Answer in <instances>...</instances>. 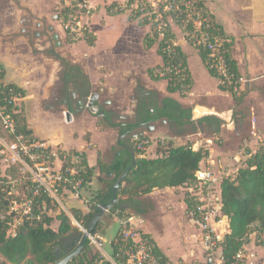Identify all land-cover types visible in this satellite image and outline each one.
I'll return each mask as SVG.
<instances>
[{
  "label": "crops",
  "instance_id": "1",
  "mask_svg": "<svg viewBox=\"0 0 264 264\" xmlns=\"http://www.w3.org/2000/svg\"><path fill=\"white\" fill-rule=\"evenodd\" d=\"M86 1L92 8V14L87 19L88 32L94 40L92 45L86 40L72 41L62 28L56 9L63 6V0H0V63L4 67L6 82L14 83L25 90L26 99L28 91L43 89L59 79V89L55 90V98L58 94L65 99L66 95L72 92L79 93L71 82L65 81L64 62L68 61L79 65L88 75L92 86L91 93L99 94L95 104L99 105L100 109H104L105 114L109 116L108 119H103L105 114L92 112L99 116L95 121V130L90 131L91 134L87 138H84L85 131L80 133L75 131L72 144H67L56 134L47 137L42 135L41 139L69 151L83 152L90 167L96 166L99 158L103 162H110L114 156L126 151L120 144L124 138L121 124L136 125L139 114L147 111V107H151L147 99L160 101L169 97L180 102L185 110H189L193 120L207 115L222 120L220 124L215 123L216 133L220 135V144L214 142L210 136L204 135V124H199L198 128L193 126L194 133L189 135L188 140L193 141L192 138L201 136L193 148L202 147L209 151L202 166L211 162L215 164L222 162L229 165L231 171H236L243 159L256 150L264 137V0H203L233 42L232 53L239 72L250 78L244 87V98L239 103L232 94L221 89L218 77L210 72L197 48L186 42L179 26H173V33L187 57L192 83L190 94L185 96L179 92H170L166 80L156 79L149 73V70L162 63L163 58L158 46L154 47L157 43L151 46L145 43V37H150V25L140 22V19L133 16L129 10L121 7L126 0ZM67 3L69 1L65 0V4ZM54 34L58 37L54 38ZM67 41L71 43L67 44ZM45 54L49 56L45 58ZM51 55L60 61L51 59ZM67 56L72 61L68 60ZM79 96L86 98L81 97L80 93ZM64 99L61 100L60 108L46 111L60 114L66 122L81 119L77 116L79 114H87L86 108L79 107H73L75 110L72 112L71 107L63 103ZM65 106L67 108H64ZM68 108L71 111L70 120L66 112ZM196 110H199V113H196ZM75 114L77 118L72 119V115ZM115 117L118 119H114ZM100 119L103 121H99ZM31 121V118L27 117L34 136L38 138L39 133ZM110 123L115 126H111ZM153 125H156L154 130L148 128L144 133L147 132L151 136L171 134L172 136L169 135L168 138L172 139H185L188 136H186L187 129L175 133L159 121L154 122ZM115 129L120 134L116 141L110 143V134ZM76 133L78 135H75ZM164 138L160 137V139ZM246 141H249L250 145L245 151ZM110 144L117 145V148L113 147L115 153L109 159L101 156L99 152L104 154ZM91 146H96L95 151L98 154L90 153ZM152 146L151 143L148 149ZM91 155L94 160L91 159ZM125 156L127 157L126 154ZM147 156L155 157L156 153ZM113 178V174L106 175L97 167L93 180L82 189L80 197H74L69 191H64L62 198L67 199L70 204L69 214L75 218L73 209L80 210L83 215L89 214L92 210L89 199L99 190L107 194ZM185 190L187 192L188 187L157 188L141 197L154 205V208L143 216L144 232L156 238L160 233L156 229L160 226L163 228L166 216L169 217L174 209L180 210L181 214L187 212L189 223L191 221L194 230H197L191 212L187 211ZM71 221L74 223L72 219ZM53 223L52 227L57 229L58 220ZM99 224L100 231L97 234L100 237L102 250L91 244L92 250L96 252L95 248H97L101 255L109 259L112 257V242L120 229L119 216L108 209ZM223 224H228L230 227L229 218L224 220ZM112 230L114 235L111 234ZM192 235H194L192 232L186 235L190 237L187 241L191 242ZM159 240L164 243V238ZM104 242L108 243L106 247ZM244 248L248 259L243 264H264V229L259 224L251 226ZM166 256L171 261L180 259L191 261L183 256L179 258L168 254Z\"/></svg>",
  "mask_w": 264,
  "mask_h": 264
},
{
  "label": "built area",
  "instance_id": "2",
  "mask_svg": "<svg viewBox=\"0 0 264 264\" xmlns=\"http://www.w3.org/2000/svg\"><path fill=\"white\" fill-rule=\"evenodd\" d=\"M65 6L68 11L62 13L59 19L68 37L72 41L87 40V19L92 14V8L86 0L69 2ZM121 7L129 10L133 16L147 20L151 36L162 41V56L166 59L153 69L154 77L172 83L182 95L191 92L188 64L177 57L176 47L179 44L173 33V26L177 25L182 29L186 42L208 51V63L215 71L221 89L237 96L243 93L250 78L234 69L228 61L226 44L230 38L212 27L202 7L193 0H126ZM4 73V67L0 65V76ZM7 92L6 95L0 94V161L5 176V187L1 190L7 201V213L0 211V220H5L8 233L15 235L25 221L41 219L42 212L38 211L40 205L36 196L46 193L49 198L60 202L63 192L69 191L74 197H80L89 165L81 151H69L47 140L18 133L13 114L15 110L9 109L20 106L25 95L14 87H9ZM161 140L164 142V139ZM152 141L146 136H136L134 148L146 151ZM247 147L248 141L244 143L245 151ZM10 171L15 172V175ZM232 174L229 165L211 162L196 172L195 183L188 187L189 195L195 202L191 214L198 231L190 240V262L185 259L164 261L155 253L150 239L143 235V216L121 214L118 210L121 242L118 258L108 259L101 255L103 258L97 264H225L222 242L230 227L223 224L228 216L222 213L221 183ZM69 216L85 233L83 223L71 214ZM88 239L102 250L97 233L89 234ZM197 258V263L192 262ZM246 259L248 257L243 245L232 264H243Z\"/></svg>",
  "mask_w": 264,
  "mask_h": 264
},
{
  "label": "trees",
  "instance_id": "3",
  "mask_svg": "<svg viewBox=\"0 0 264 264\" xmlns=\"http://www.w3.org/2000/svg\"><path fill=\"white\" fill-rule=\"evenodd\" d=\"M193 1L202 7L212 27L219 29L222 35L230 38L225 33L222 24L216 21L213 14L210 13L204 1ZM67 11L68 8L63 5L58 9L56 15L60 18L62 13H67ZM140 22L148 23L147 20L142 19H140ZM87 35V42L91 45L94 44L92 35L88 30ZM145 43L148 46L157 43L159 53L162 55V41L153 38L151 36V31L150 37H145ZM196 48L210 72L215 74V71L208 63V51L204 47L196 46ZM176 49L178 51V59L187 64V57L182 47L179 45ZM226 49V57L229 63L234 69L239 71L237 61L232 53L233 42L231 39L230 42L226 44ZM162 58L163 60L164 58L166 59L164 56H162ZM64 64L66 66L65 81L71 82L76 88V91L80 93L81 97H88L92 89L88 75L79 65L71 64L68 61L64 62ZM152 71L153 70H149V73L153 76ZM9 87H14L25 95V90L21 87L14 83L6 82L4 73L0 76V94L6 95ZM167 88L170 92H178V88L170 82H168ZM244 95L245 93L238 96L232 94L237 103L243 100ZM165 102H167L169 106H172L173 109L176 110V113L171 111L155 116H144V121L156 120L164 115L172 119L173 122H177L181 130L184 129L186 124H188V127L193 128V126L197 127L199 124L210 126L213 123L220 124L222 122L221 119L212 115L193 120L191 112L185 110L180 102L169 97L165 99ZM20 109L21 105H17L16 107L13 106L9 109L11 111L15 110L13 114L16 120L18 133L34 136L33 129L29 126L26 117ZM71 109L72 112L75 110L73 107H71ZM181 111H183V116L179 115ZM182 117L183 120H181ZM102 118L104 119L105 115ZM110 125L115 126L113 123H110ZM131 126L135 127L136 125ZM193 145L194 142L191 140L182 144H176L170 139H164V142L159 140L157 143L155 157H148L146 151H139L134 148L136 156L135 163H133L131 153L127 151L118 156H114L110 162H103L102 159L99 158L96 166L87 167L84 187L93 180L94 172L97 167L106 175L113 174L114 178L110 182L107 194L99 190L89 199L92 208L89 214L83 215L80 210L73 209L75 218L79 221L81 220L83 225L87 227L94 213L98 210L101 201L103 199L105 202L111 200L112 185L128 168L129 171L118 189V197L122 205H128L129 208L125 209L116 205L111 208V211L117 212L119 210L121 214L134 213L142 216L148 214L154 208V205L151 201L141 199L142 196L149 194L157 188L189 187L195 183L196 172L202 168V163L208 157L209 151L202 147L194 149ZM85 162L87 163L86 157ZM10 172L15 175V172ZM6 173L9 174L8 172ZM221 196L222 213L228 216L230 223V232L224 237L222 250L225 264H232L234 257L247 241L251 225L257 223L264 229V137L258 144L256 150L243 159L242 164L233 172L232 176L222 181ZM36 200L40 205L38 211L40 210L42 212L41 219L25 221L17 229L15 235L8 233L6 221L0 220V255L3 258L1 264H54L74 251L80 244L78 236L82 233L73 226L70 217L64 211L53 214L57 209L56 201L49 198L46 193L36 196ZM185 202L187 211L191 212L195 202L188 191L185 193ZM0 211L7 213V201L5 195L1 193V191ZM55 220L59 222L57 229L52 227ZM95 230L97 232L100 231V224H98ZM76 231H78V233L75 234ZM143 235L150 239L154 246L155 253L161 256L164 261H167L168 257L157 245V242L151 234L143 232ZM69 241H71V244L66 245ZM120 243V236L118 234L112 242V257L118 258L117 254ZM58 249L60 250L59 254ZM100 258H103L101 253L99 251L94 252L90 240L87 239L85 242V249L69 264H97Z\"/></svg>",
  "mask_w": 264,
  "mask_h": 264
},
{
  "label": "rangeland",
  "instance_id": "4",
  "mask_svg": "<svg viewBox=\"0 0 264 264\" xmlns=\"http://www.w3.org/2000/svg\"><path fill=\"white\" fill-rule=\"evenodd\" d=\"M69 2L72 3H76L77 1H84V0H68ZM65 4V0H63V5ZM89 4V3H88ZM58 10L56 9V12ZM62 25V23H61ZM63 28V26H62ZM174 28V27H173ZM64 29V28H63ZM65 31V30H64ZM182 31V29H181ZM81 41V40H80ZM87 41V40H86ZM71 43L70 41H67V44ZM82 44V43H81ZM52 47H53V41H52ZM68 47V46H67ZM154 47L156 48L157 45L155 44ZM69 49H71V46H69ZM45 58H47V54L44 55ZM50 57H52L51 59H55L60 61L59 59H57L55 56L51 55ZM53 59V60H54ZM67 59L72 61L70 59V57L67 56ZM59 84L60 81L59 79L51 82L50 84L46 85L43 89L40 90H30L28 91L27 98L23 99L22 101H20L21 103V109L20 111L23 113V115L26 117L31 118V122L33 124V127L35 128V130L39 133L38 138L41 139L42 135L44 136H50V135H54L56 134L57 136L61 137L64 139V141L67 144H72L73 141V134L75 131L77 132H84V138H87L90 136L91 132L95 130V121L97 120V118H99V116H97L96 114H93L92 112L88 111L87 109H85L87 111V114L85 115H77L79 116V118L81 119H77L76 121L73 120L72 122H66L65 120H63L62 116L60 114H51L48 111H46L47 109H53L56 110L58 108H60L59 106L62 104L61 100L64 99V96H56L55 98V90L59 89ZM29 94H34L33 96H28ZM180 94V93H179ZM182 95V94H181ZM185 96V95H182ZM64 108H67L66 106ZM84 109V108H83ZM77 118L76 114L75 116L72 115V119L73 118ZM114 119H118V118H114ZM99 121H103V119H100ZM101 123V122H100ZM215 123L208 126L204 124V135L206 136H210L211 138H213L212 140H214V142L220 144V135L218 133H216L215 130ZM199 127V125L197 126V128ZM194 129L191 127H187V131H186V138H176V139H172V138H168L169 135L171 134H158L155 136H151L149 133L145 132L142 135L152 138L153 141L151 142L153 144V146L151 148H149L147 151V155L151 156L154 155L156 153V143L159 142L160 137H165L164 139H172L173 142L175 143H182L185 141H188V137L190 134H193ZM197 130V129H195ZM257 133H258V129H257ZM2 135L5 134L2 132ZM119 131L117 129H115L112 134H110V138H109V142L111 143L112 141H116L118 135H119ZM75 135H78L77 133ZM172 136V135H171ZM249 136V135H248ZM252 136V135H251ZM251 136L249 138H251ZM36 137V136H35ZM201 137V136H200ZM200 137H194L192 138L193 142H194V146L197 140L200 139ZM250 143H251V139ZM211 142V141H210ZM249 143V141H248ZM110 144V146L106 149L105 153L103 154L102 152H99V154L101 156H105L107 158H111L113 156V154L115 153L114 148H117V145H112ZM200 145L202 146V143H200ZM250 145V144H249ZM257 146V145H255ZM254 146V147H255ZM91 152L90 153H94V155L98 154V152H96V146H91ZM238 151V147L236 149ZM89 153V154H90ZM91 159L94 160V157L91 155ZM233 168H235L233 166ZM234 172V170H233ZM4 172H3V165L0 161V191L1 193L2 187H5V185H3V181H4ZM186 192V190H185ZM185 197V196H184ZM56 205V211L53 212V214L58 213V212H65L66 214H69V210L70 208V204L68 203L67 199L65 198H60V202H57ZM172 214V216H171ZM171 214H169V217L166 216V221H164V226L162 228V226L159 227V229H156V231H160V233H158V235L156 236L155 241L157 242V245L161 248V250L163 251V253H165V255H170L171 257H185L186 259H191V256L189 255V247L191 246V242L187 241L189 236H186L188 233L192 232L193 233H197V230H194L193 224L190 221L189 223V214L186 213H182L181 211L178 209H174V212ZM54 224V223H53ZM73 226L77 227V225L75 223H73ZM164 232V233H163ZM78 233V231L75 232V234ZM111 234L114 235V230L111 231ZM164 238V243L163 241H160L159 239H163ZM190 238V237H189ZM109 239H107L108 241ZM161 242V244H160ZM104 246H107V242L103 243ZM163 245V246H162ZM188 245V247H187ZM95 248V247H94ZM97 251H99L97 248H95ZM167 253V254H166ZM189 256V257H188ZM3 260L2 256L0 255V264L1 261ZM198 258L194 259L192 262L197 263ZM198 264V263H197Z\"/></svg>",
  "mask_w": 264,
  "mask_h": 264
},
{
  "label": "flooded vegetation",
  "instance_id": "5",
  "mask_svg": "<svg viewBox=\"0 0 264 264\" xmlns=\"http://www.w3.org/2000/svg\"><path fill=\"white\" fill-rule=\"evenodd\" d=\"M82 99L84 98H80L79 93L76 94L72 92L70 95H66L65 99L63 100V103H65V105H67L68 107H79L78 101ZM147 101L149 102L148 104L151 107H147V111L146 110L142 111V113L139 114V121L137 120L138 122L135 127H132L131 124L129 123H122L120 126L121 130H123V135H124L123 141H121L120 144L129 153H130L129 147L134 148V138L136 137L135 135L138 136L139 134H143L144 131L147 130L148 128L154 130L156 125H153V123L156 121H159L164 125H167L175 133L177 132L181 133L185 131L188 127V124H186L184 126V129L181 130L177 122H173L172 119L164 115L160 116L156 120L145 122L143 119L144 116H155L171 111H174V113H176V110L173 109L172 106H169L168 103L165 102V100L155 101V99L149 98V100L147 99ZM106 114H105V119H108L109 116H107ZM179 115L183 116V111H181ZM181 120H183V117L181 118ZM69 244H71V241L66 243V245Z\"/></svg>",
  "mask_w": 264,
  "mask_h": 264
},
{
  "label": "water",
  "instance_id": "6",
  "mask_svg": "<svg viewBox=\"0 0 264 264\" xmlns=\"http://www.w3.org/2000/svg\"><path fill=\"white\" fill-rule=\"evenodd\" d=\"M57 37H58V35L54 34V38H57ZM98 97H99V94L97 92H92L88 97L78 101L79 108H86L93 113L99 112L100 114L104 115L105 110L100 109L99 105L94 103ZM66 112H67L68 119L70 120L71 119L70 118V116H71L70 109L68 108ZM135 136H137V135H135ZM129 151L132 154L133 163H135V160H136L135 149L132 147H129ZM128 171H129V168L126 169L124 171V173L119 178H117L115 183L112 185V188H111L112 198H111V200L109 202H105L103 199L101 201V203L99 204L98 210L94 213L93 217L91 218L89 225L86 227V232L82 233L78 236V239L80 240V244L78 245V247L76 249H74V251H72L70 254L61 258L60 260H58L54 264H69L75 257H77L78 255H80L82 253V251L85 249V242L88 239V235L97 233L95 228L100 223L101 218L105 214L106 210L111 209L112 207H114L116 205H119L120 207L125 208V209L129 208L128 205L123 206L122 203L120 202L119 197H118V189H119L122 181L125 179ZM59 253H60V250L58 249V254Z\"/></svg>",
  "mask_w": 264,
  "mask_h": 264
},
{
  "label": "bare ground",
  "instance_id": "7",
  "mask_svg": "<svg viewBox=\"0 0 264 264\" xmlns=\"http://www.w3.org/2000/svg\"><path fill=\"white\" fill-rule=\"evenodd\" d=\"M196 113H199V110H196Z\"/></svg>",
  "mask_w": 264,
  "mask_h": 264
}]
</instances>
